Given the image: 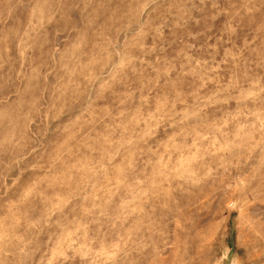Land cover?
<instances>
[{
	"label": "rangeland",
	"instance_id": "rangeland-1",
	"mask_svg": "<svg viewBox=\"0 0 264 264\" xmlns=\"http://www.w3.org/2000/svg\"><path fill=\"white\" fill-rule=\"evenodd\" d=\"M0 264H264V0H0Z\"/></svg>",
	"mask_w": 264,
	"mask_h": 264
}]
</instances>
